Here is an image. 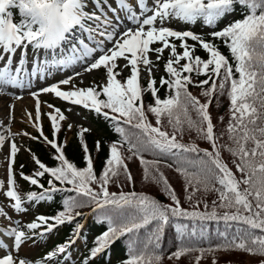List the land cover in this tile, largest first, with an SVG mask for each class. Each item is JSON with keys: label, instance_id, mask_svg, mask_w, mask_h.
Listing matches in <instances>:
<instances>
[{"label": "snow or ice", "instance_id": "obj_1", "mask_svg": "<svg viewBox=\"0 0 264 264\" xmlns=\"http://www.w3.org/2000/svg\"><path fill=\"white\" fill-rule=\"evenodd\" d=\"M237 5L245 10L243 18L212 31V40L191 30L168 26L174 19L195 23L200 18L207 25L215 26L234 13ZM11 9L18 10L19 21L14 19ZM189 39L195 43L189 44ZM215 39L226 45L231 60L213 42ZM174 41H179L181 51ZM155 44L160 46L153 47ZM197 46L207 53V59L196 54ZM165 50L169 51L164 64L166 75L161 76L158 87L152 73L153 69L159 70L157 62ZM152 54L155 61L151 59ZM120 59L125 61L122 66L118 63ZM77 64L83 65L85 72L103 68L104 84L77 87L73 80L81 73L74 72L31 93L37 99L34 123L40 131L39 136L31 138L42 139L53 147V160L57 163L48 166L34 156L36 170L30 175L19 173L22 179L39 189L29 191L26 198L18 191L14 168L19 152L14 140L17 134L12 133L11 139L0 134V147L6 141L10 147L7 185L0 180V191L14 211H27L25 199L39 204L52 201L60 192L75 193L63 198L60 210L54 215H38L26 228L19 220L3 228L12 244L8 245L0 237V249L4 250L0 264H49L52 258L59 256L67 261L69 249L81 238L83 225L77 224L68 240L39 260L21 257L19 252L29 240L35 243L59 226L75 221L83 215L77 209L89 205H95L94 212H102L107 229L95 238L82 264L106 254L110 246L124 236L128 237V257L123 264H161L162 239L169 226L174 228L177 239V248L169 254V259L179 260L198 252L196 264H199L205 253L223 250L258 255L262 257L258 264H264V0H135L134 3L133 0H0V92L9 86L30 88L34 78L43 80L54 69ZM141 65L148 72L146 86L141 82ZM124 69H129L130 74L121 80L118 77ZM194 76L205 78L195 80ZM68 85H72L69 90L62 88ZM190 86L201 88L206 100L202 102L193 95ZM161 87L168 90L164 98L158 95ZM146 91L153 97V103L148 105L144 103ZM41 93L54 94L73 106H81L114 122L119 139L111 143L99 176L86 144H82L85 167H77L66 157V142L58 143L57 134L67 117L53 104L48 105L53 111L47 113L52 139L44 135L40 122ZM224 95L229 99L226 131L231 141L226 145L219 143L210 111L213 98ZM149 113L155 117V123L149 119ZM27 115L33 119L32 113ZM165 119L171 132L163 127ZM186 129L195 131L209 148H201L195 141L184 142ZM88 131L81 128L79 136L83 138ZM223 149L235 157V171L223 159ZM96 150H100L99 141ZM125 150L129 153L128 160L139 159L146 179L162 185L171 203L164 204L142 192L109 191L112 178L119 176L121 170L129 181L133 180L125 162ZM146 153H151L153 159H147ZM162 164L174 168L184 178L189 201L201 191L215 193L211 210L201 199H196L191 209L184 207L175 188L160 171ZM45 176L49 177L47 187L41 182ZM202 202L205 210L200 208ZM0 215L11 220L3 205H0ZM184 220H222L232 230L218 233V243L198 247L192 241L208 240L206 229L189 228ZM150 225L153 226L151 231L141 238L140 230ZM212 264H217L215 259Z\"/></svg>", "mask_w": 264, "mask_h": 264}, {"label": "trees", "instance_id": "obj_2", "mask_svg": "<svg viewBox=\"0 0 264 264\" xmlns=\"http://www.w3.org/2000/svg\"><path fill=\"white\" fill-rule=\"evenodd\" d=\"M14 13V19L16 21H19L20 16L17 9H11ZM244 9H241L239 5L236 6V11L231 14V19H228V16L225 18L219 20L215 26H209L207 25L202 18L198 19L195 24H190L193 27V30L197 32V34L202 35L205 39L212 40L213 38L210 36V33L212 31H218L222 29L224 26H226L228 23L243 18L242 13L244 12ZM174 39V38H173ZM177 43L178 51H181L179 47V41H174ZM216 43L220 49V51L229 57L231 60V55L226 47V45L222 42L220 39H215L213 41ZM189 44L195 43L189 39ZM196 54L200 55L204 59H207V53L199 48L197 46ZM168 59V56L165 57L164 64L166 60ZM102 70L105 72V70L102 68ZM166 73L164 71V74L162 76H165ZM121 80H124L125 78L123 76L118 77ZM161 76L157 79V86L159 87V80ZM195 80L204 79L205 77H193ZM93 84H89L88 86H92ZM99 85V84H95ZM143 85H147L146 83ZM190 91L193 93V95L198 96L201 101H205L206 98L202 95V89L199 87H191ZM168 94V90L166 87H161L159 90L158 95L161 98H164ZM103 98V97H102ZM144 103L145 105H148L150 103H153V97L149 92H145L144 94ZM210 111L213 116L214 123L216 125L215 131L219 139V143L226 145L231 144V141L228 139V133L226 131L227 125L229 122V99L227 95L214 97L213 98V104L210 107ZM193 118L195 119L196 114L192 113ZM220 117H223V120H220ZM90 119L94 122L95 127L88 132H86L81 138L79 136V131L81 128H84V124H80L78 126H75L74 129H70L68 127L69 123L62 121L61 122V130L57 134V142L58 143H64L66 142V146L64 148L66 157L73 163L77 165V167L83 168L86 166L85 162V153L82 147V144H86L88 147L89 152L91 153L93 157V165H94V171L99 176L102 173L104 162L108 158L110 145L112 142L119 139V134L114 131L112 121L105 120L102 116L96 115L93 111L90 112ZM149 119L155 123V117L152 116L151 113H149ZM43 131L45 135H47L50 139H52L53 136V130L51 126V122L49 118L45 119V122L43 123ZM163 127L170 132L172 131L171 126L168 124L167 119H165ZM69 135H71L69 137ZM39 136V134L36 132L33 134V137ZM184 142H192L195 141L200 145L201 148H209V144L197 137V134L195 131H188L187 129L184 132V135L182 137ZM100 142V150H96V142ZM126 148V146H125ZM223 152V159L229 164V167L233 168V171H235V168L233 166V161L235 160V157H233L226 149L222 150ZM26 158H30L33 162V158L39 157L43 163H45L48 166H55L56 161L53 160V156L55 155V150L53 147L46 144L42 139H29V143L26 145L25 150ZM125 162L128 164V169L130 170L133 180L129 181L126 177V175L123 173V170H121V174L117 177L112 178V182L109 184V191L111 192H128V191H136L138 193H146L148 195L153 196L158 201L169 204L171 203L170 198L167 196V194L163 191L162 185L158 184L156 182H153L151 179H146L144 177V166L140 163L138 158H132L131 160L127 159V156L129 153L125 150ZM147 159H153V155L151 153L145 154ZM171 163V161H168ZM23 166V167H21ZM15 168L17 169V174L22 171L26 175H30L33 171L36 169H33L25 160V157L22 155L17 154L16 155V161H15ZM160 171L164 173V175L168 178L170 184L173 188H175L177 194L179 195L181 199V203L184 207L191 209L193 203L196 199H201L203 202H207L209 204V209L211 210V202L212 200L216 199L215 193H205L203 191L196 194V196L193 197L192 201H189L187 199L188 193L184 191V185L185 180L184 178L178 174L174 168H169L166 165L162 164L160 166ZM239 176V173H237ZM20 177V175H19ZM21 178V177H20ZM47 179H49L48 176H45L42 178L41 182L45 183V186L47 187ZM23 184V195L26 196L29 191H39L38 188L35 186L30 185L27 181L22 179ZM93 187H97L96 185H93ZM68 195H75V193H67V192H60L58 194H55L54 199L49 202H41L39 204H34L33 202H25L24 207L27 209V211L23 213H18L12 209V212L15 215L14 220H19L22 227L26 228L27 223L31 222L34 218L33 215H54L58 210H60L63 198H65ZM203 202L200 205L201 210H205L203 208ZM95 207V205H89L85 206L83 208L77 209V211H87L91 208ZM223 211V210H219ZM29 214H31L29 216ZM82 216H79L75 219V221L71 223H65L62 225L61 228H57L56 232H52L47 235L44 239H38L35 243L32 244L31 249V255L30 259L33 260H39L41 257H45V252H50L54 250L58 245L63 244L65 239L72 236L73 229L76 228V225L79 224ZM184 223L189 225V228L196 227L197 229L203 227L206 229V234L208 236V240L205 241H198L193 240L192 243L196 244L198 247H207L209 242L212 244H216L219 242L218 233L224 232L226 229L231 231L232 229H228V225L222 221V220H204V221H188L184 220ZM233 223V227H235V222ZM152 225L148 226V228L141 229L140 230V237L143 238L146 234H148L151 229ZM107 229V223L106 221H102V212L100 210L93 211L91 213L90 218L88 219V223L83 230V236L86 237V244L85 249L83 250L82 256L79 258L78 262L71 263L69 260L65 261L63 258L54 257L49 262V264H82V261L85 257L89 255V250L94 246V241L97 236L102 234L103 231ZM31 234V233H29ZM177 248V239H176V233L173 227L169 226L166 228L163 239H162V249H163V260L161 264H196V257L199 255L198 252H191L183 257H181L179 260H176L175 258L169 259L168 256L171 252L175 251ZM111 251V259L106 258V254H102L96 259H93L89 262V264H123V261L127 259L128 257V237L124 236L120 239L116 240L115 243H113L110 248L108 249ZM107 252V251H106ZM213 259L216 260L217 264H258V261L262 259V257L258 255L253 254H245L241 253L239 251H217L215 253L209 254L205 253L204 257L199 261V264H212Z\"/></svg>", "mask_w": 264, "mask_h": 264}, {"label": "rangeland", "instance_id": "obj_3", "mask_svg": "<svg viewBox=\"0 0 264 264\" xmlns=\"http://www.w3.org/2000/svg\"><path fill=\"white\" fill-rule=\"evenodd\" d=\"M135 0H133V3ZM115 7V4L112 5ZM110 16L112 15L111 12L108 13ZM127 23V22H126ZM168 26L170 27H177L179 29H182L184 27L183 23L176 21V23L173 25L172 21H169ZM123 31V29H121ZM107 47H111L110 44L106 45ZM98 55V53L96 54ZM19 56V52L17 53V57ZM28 58L29 61H31L32 58V49L30 48L28 50ZM151 59L155 61V54L151 55ZM118 63L122 66L125 61L123 59H120ZM158 69H153L152 75L156 79L158 75H161L163 73V62L162 59L157 62ZM63 72V78L65 79L68 76L73 75L74 72H80V76H76L73 80L74 82L78 83H92V82H100L101 84H104L105 82V75L99 70H93L92 72H85L83 71V65L77 64L75 66L69 67V68H62ZM55 73H60V71L56 70L55 72H51V76H53ZM122 74L129 75L130 71L129 69H124ZM49 75H46V78L43 80H37L33 79L32 86L30 88H16L9 86L4 92H0V134H4L9 139L12 138L11 134L16 133L17 135L14 137L15 143L17 144L19 151L22 150L20 143V139L27 136L24 135V133H29L34 130H39V128L34 123L35 117H36V104L37 99L31 95L32 92L37 91L38 89L42 87L49 86L50 82L53 81H47ZM59 79V80H61ZM56 80V83L59 81ZM141 81H148V72L144 68L143 65H141ZM65 87H71L69 86H62L64 89ZM65 90V89H64ZM21 97V98H18ZM55 100H57V97H55L54 94L51 93H41L39 96L40 101V111L42 113L40 122L43 121L44 113L51 112L52 109L48 107L49 104L55 105ZM65 106V109L62 110L67 117L65 121H68L73 127L84 123L87 129L94 128V123L89 118V111L87 109H84L81 106H73L69 102ZM14 106V107H12ZM58 106V105H57ZM61 109V108H60ZM27 113H32L33 119L30 120ZM9 143L8 141L5 142V144L0 147V180L5 181V185H7V179H8V156H9ZM18 190L20 188V181L17 182ZM7 198L4 196L3 192L0 191V205H3L5 208V201ZM5 211L9 214L8 210ZM3 216V215H2ZM85 223V221L83 222ZM7 242L9 245L12 244V239L7 237L5 235ZM83 239L80 238L75 243V248L73 251L69 252V257L71 259L76 260L80 254L79 246L83 243ZM27 254L29 252L28 246L23 249ZM2 252V249H0V253Z\"/></svg>", "mask_w": 264, "mask_h": 264}]
</instances>
